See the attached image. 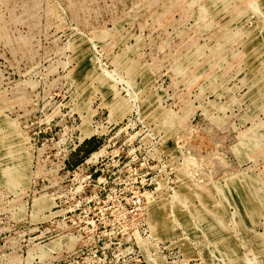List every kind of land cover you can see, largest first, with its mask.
Returning <instances> with one entry per match:
<instances>
[{
	"label": "rangeland",
	"instance_id": "374dc122",
	"mask_svg": "<svg viewBox=\"0 0 264 264\" xmlns=\"http://www.w3.org/2000/svg\"><path fill=\"white\" fill-rule=\"evenodd\" d=\"M0 264H264V0H0Z\"/></svg>",
	"mask_w": 264,
	"mask_h": 264
},
{
	"label": "trees",
	"instance_id": "16d2710c",
	"mask_svg": "<svg viewBox=\"0 0 264 264\" xmlns=\"http://www.w3.org/2000/svg\"><path fill=\"white\" fill-rule=\"evenodd\" d=\"M94 149H96V148H94ZM94 149L90 150V151L88 152V154H90V152H92Z\"/></svg>",
	"mask_w": 264,
	"mask_h": 264
}]
</instances>
